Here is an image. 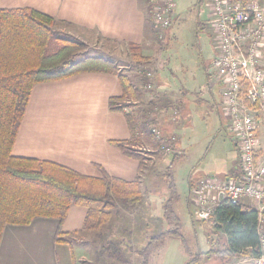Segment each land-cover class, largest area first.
Returning <instances> with one entry per match:
<instances>
[{
    "label": "crops",
    "instance_id": "obj_1",
    "mask_svg": "<svg viewBox=\"0 0 264 264\" xmlns=\"http://www.w3.org/2000/svg\"><path fill=\"white\" fill-rule=\"evenodd\" d=\"M16 7L33 8L68 26L82 29L83 32L94 30L107 40L138 44L144 56H148L145 53L148 42L153 40V24L145 0H0V8ZM179 15L180 12L175 9L172 25L179 19ZM123 72L136 87H142L145 81L138 74ZM182 80L173 82L161 70L156 81L164 100L161 120L166 122L164 125L168 129L172 128L169 134L175 137L174 143L170 140L174 155L184 154L178 148V151L175 150V141L176 136L178 142L181 139L179 132L183 130L184 122L191 123L195 115L192 110L205 115L209 111L217 112L220 117L218 130L227 127L219 105L218 90H213L216 86L211 88L208 75V98L213 102L207 100V94H203L201 88L185 82L186 79L183 84ZM121 93L118 77L99 71L37 83L32 88L12 147V155L54 162L88 176L100 177L104 170L111 176L134 180L139 173L138 160L125 154L116 144L130 137L125 115L109 108V99L119 97ZM139 93L147 96L141 90ZM161 95L150 104L147 100L149 97H146L147 103L145 100L144 105L148 104L146 107L152 108L161 99ZM170 106L173 107L172 117L166 113ZM228 131L233 141L234 161L239 169L226 178L240 173L237 144L232 132ZM262 141L259 157L264 153V131ZM149 144L157 145L153 140ZM150 176L146 177V181L153 184ZM190 187L191 183L188 193ZM240 203L251 205L248 199ZM86 211L81 205L69 207L60 224L61 232L69 235L68 242L55 240L58 229L56 218L37 217L27 225H5L0 237V264H75L84 257L78 236L86 231L83 229ZM145 227L148 228L147 225ZM74 244L78 245L77 251ZM142 244L137 245V248L140 249Z\"/></svg>",
    "mask_w": 264,
    "mask_h": 264
},
{
    "label": "trees",
    "instance_id": "obj_2",
    "mask_svg": "<svg viewBox=\"0 0 264 264\" xmlns=\"http://www.w3.org/2000/svg\"><path fill=\"white\" fill-rule=\"evenodd\" d=\"M57 22L54 17L30 7L0 8V237L7 224L27 225L37 217H52L58 220L55 240L68 242L69 235L61 232L60 224L71 205L86 208L83 229L98 230L110 219L117 199L128 206L142 199L139 175L127 181L103 170L102 176L93 177L54 162L12 155L34 85L99 71L112 73L119 79L122 94L109 99V108L124 113L130 137L116 144L125 154L137 159L138 172L142 170L143 158L132 146L139 141L141 133L152 135L147 127L146 111L137 117L126 109L130 106L129 99L135 96V85L108 57L87 55L75 59L83 52L84 44L72 37L58 36L54 28ZM128 45L136 64L148 62L138 44ZM143 80L146 82L145 76ZM170 187L174 192L172 182ZM176 198L175 193L164 205L165 218L174 227L152 235L138 250L142 257L140 264H148L150 251L165 237L182 238L181 222L173 209ZM256 217L257 211L252 206L231 203L225 198L218 201L208 219L203 220L221 235L215 239L207 236V252L195 253L187 264H200L213 256H224L227 263L236 256L257 255ZM103 250L110 255L122 252L111 240L101 247Z\"/></svg>",
    "mask_w": 264,
    "mask_h": 264
},
{
    "label": "rangeland",
    "instance_id": "obj_3",
    "mask_svg": "<svg viewBox=\"0 0 264 264\" xmlns=\"http://www.w3.org/2000/svg\"><path fill=\"white\" fill-rule=\"evenodd\" d=\"M175 4L176 11L181 15L173 25L161 32L163 39L158 37L152 25L153 40H149L145 52L148 54L146 64L135 63L132 50L126 42L107 40L97 35L94 30L84 31L88 32L87 34L82 29H75L59 21L54 25L58 36L72 37L84 44L83 52L75 59L87 55L105 56L118 64L119 71H127L130 75L138 74L141 78L144 75L139 73L138 69H150L152 88L145 86V82L142 87L135 86V96L129 99L130 106L126 109L137 117L146 110L147 127L149 128L150 122L154 123L173 143L175 137L169 134L172 128L168 129L164 125L166 122L161 120L164 100L161 89L159 90L156 84L157 76L162 70L163 75L170 77L173 82L178 83L183 79V84H195L203 90V94H207V100L211 102L208 98L206 74L213 56L211 34L207 28L210 11L207 0H175ZM146 81L148 82L147 78ZM216 88L213 90H217ZM139 90L149 97V104L157 101L159 94L161 99L152 108L146 107V97L141 95ZM172 110V106L167 108V115L172 117ZM192 113L195 115L191 123L184 122L183 130L179 132L181 139L178 142L176 136L175 141V150L179 149L184 154L174 155L172 144L170 152L165 153L160 150L154 137L141 133L139 141L132 146L133 149H137V145L142 147L141 151H137L143 158V167L138 173V179H142L139 180L141 201L134 206H128L117 199L110 219L104 225L98 230H86L79 235V246L82 245L84 257L75 264H140L142 257L137 253V245L140 246L143 242L142 248L152 235L174 227V224H170L165 218L164 205L175 193L177 198L173 209L181 222L182 238L171 235L157 243L148 256L149 264H187L195 253L207 252V236L215 239L221 235L215 233L208 221H204L208 217L204 214V218L200 217L198 208L188 193V187L190 183L192 186L205 176L226 177L238 171L234 161L233 141L226 126L218 130L220 117L217 112L209 111L208 115H205L192 110ZM152 140L157 145L151 146L149 143ZM147 176L151 177L153 184L146 181ZM171 182L175 187L174 192L170 187ZM155 186L157 187L152 189ZM204 211L208 213L207 210ZM145 225L148 226L147 229ZM109 240L115 242L122 250L120 254L110 255L106 250L101 251V247H106ZM73 246L77 251L78 245ZM223 258L225 257L213 256L212 259H204L200 264H223Z\"/></svg>",
    "mask_w": 264,
    "mask_h": 264
},
{
    "label": "built area",
    "instance_id": "obj_4",
    "mask_svg": "<svg viewBox=\"0 0 264 264\" xmlns=\"http://www.w3.org/2000/svg\"><path fill=\"white\" fill-rule=\"evenodd\" d=\"M152 24L163 39L175 15V0H145ZM208 31L213 56L207 75L217 87L221 113L237 144L240 173L234 177L205 176L189 188L199 214L208 217L219 193L231 203L248 199L257 211L259 253L240 255L225 264H264V0H207ZM152 88V72L139 68ZM143 72V73H142ZM149 131L160 150H171V141L152 122ZM136 151L142 147L137 145ZM213 205V206H211ZM204 210H207L205 212Z\"/></svg>",
    "mask_w": 264,
    "mask_h": 264
},
{
    "label": "water",
    "instance_id": "obj_5",
    "mask_svg": "<svg viewBox=\"0 0 264 264\" xmlns=\"http://www.w3.org/2000/svg\"><path fill=\"white\" fill-rule=\"evenodd\" d=\"M223 198H224L223 193H219V195H218L219 201L222 200Z\"/></svg>",
    "mask_w": 264,
    "mask_h": 264
}]
</instances>
